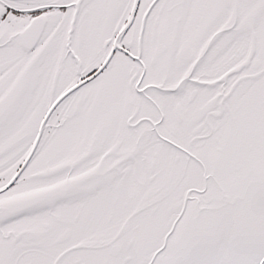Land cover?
Instances as JSON below:
<instances>
[{"label":"snow or ice","instance_id":"obj_1","mask_svg":"<svg viewBox=\"0 0 264 264\" xmlns=\"http://www.w3.org/2000/svg\"><path fill=\"white\" fill-rule=\"evenodd\" d=\"M0 264H264V0H0Z\"/></svg>","mask_w":264,"mask_h":264}]
</instances>
